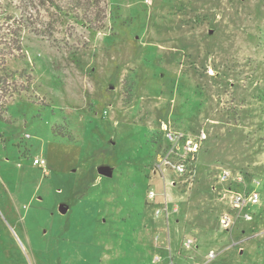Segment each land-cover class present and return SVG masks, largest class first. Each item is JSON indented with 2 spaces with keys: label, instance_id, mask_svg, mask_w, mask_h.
I'll list each match as a JSON object with an SVG mask.
<instances>
[{
  "label": "rangeland",
  "instance_id": "1",
  "mask_svg": "<svg viewBox=\"0 0 264 264\" xmlns=\"http://www.w3.org/2000/svg\"><path fill=\"white\" fill-rule=\"evenodd\" d=\"M79 3L0 0V264H264V0ZM163 123L205 135L182 176Z\"/></svg>",
  "mask_w": 264,
  "mask_h": 264
},
{
  "label": "built area",
  "instance_id": "2",
  "mask_svg": "<svg viewBox=\"0 0 264 264\" xmlns=\"http://www.w3.org/2000/svg\"><path fill=\"white\" fill-rule=\"evenodd\" d=\"M162 130L164 132V137L168 141V145H166L165 147L161 164L163 166H168L169 169L173 170L177 175L182 176L188 171L184 163V160L188 156L185 155L189 154L190 152H196L198 149V145L203 141L205 135H199L198 138L195 139L190 136H186L179 131L172 130L165 123H163L162 125ZM33 164L46 171V160L44 158L36 157L33 160ZM228 176L229 172L223 170L220 173L219 180L221 182H227ZM234 179L240 181L241 177L237 176ZM154 196V192L150 191L149 197L153 198ZM220 199H227L230 205V210L223 212L219 216V223L225 229H231L241 218L244 220H251L252 215L247 210H245V208L258 205L260 202L259 193L254 189L241 191L234 187H231L230 185H225V188L221 192ZM156 213H159V210H157ZM190 244V240H187L185 242L186 247H189ZM214 257L215 252L213 250H210L207 254L206 263L212 261Z\"/></svg>",
  "mask_w": 264,
  "mask_h": 264
},
{
  "label": "trees",
  "instance_id": "3",
  "mask_svg": "<svg viewBox=\"0 0 264 264\" xmlns=\"http://www.w3.org/2000/svg\"><path fill=\"white\" fill-rule=\"evenodd\" d=\"M43 2L49 3L54 9L59 13L63 14L65 16L69 15H76L78 12V9L80 8V0H42ZM61 14V15H62ZM76 18H79L77 20H80V22H83L82 19L78 16H75ZM10 49L12 50H20V42L19 40H15L14 38L10 39Z\"/></svg>",
  "mask_w": 264,
  "mask_h": 264
},
{
  "label": "crops",
  "instance_id": "4",
  "mask_svg": "<svg viewBox=\"0 0 264 264\" xmlns=\"http://www.w3.org/2000/svg\"><path fill=\"white\" fill-rule=\"evenodd\" d=\"M46 167H47V162H46ZM217 183L218 184H220L221 186H222V188L224 189L225 188V184L223 183V182H221L219 179H218V181H217ZM213 190L214 191H218L217 190V188L215 187V186H213ZM222 190V189H221ZM218 194H220V192H217ZM219 199H220V197H219ZM222 200V199H221ZM165 208L167 209V207H166V199H165ZM158 210V209H157ZM156 210V211H157ZM155 214L156 215H159L160 214V210H159V213H156L155 212ZM166 216H167V212H166ZM207 216V215H206ZM179 220V219H178ZM212 230V228L209 226L208 228H206V230H205V234H204V237H206L205 238V240H204V242H208V240L209 241H212L213 240V237H211L212 235H210V233L212 232L211 231ZM226 230H228V229H226ZM211 231V232H210ZM243 231V230H242ZM194 234H195V232H194ZM210 236H209V235ZM186 236H187V239H184V241L182 242V244H184V246H185V242L187 241V240H190L191 241V244H194V246L196 247V248H198L199 247V243L201 244V242H203L202 241V238L200 237H194L193 239L190 237V235H188L187 233H186ZM197 236V235H196ZM159 238V235L158 234H156L155 235V239L157 240ZM168 240H170L169 238H168ZM168 244H170L169 243V241H168ZM191 244H190V246H191ZM189 246V247H190ZM186 247V246H185ZM188 247V248H189ZM168 249H169V253H171V249H170V245H168ZM160 259V256L159 257H156V260H159Z\"/></svg>",
  "mask_w": 264,
  "mask_h": 264
},
{
  "label": "water",
  "instance_id": "5",
  "mask_svg": "<svg viewBox=\"0 0 264 264\" xmlns=\"http://www.w3.org/2000/svg\"><path fill=\"white\" fill-rule=\"evenodd\" d=\"M98 173L100 175L109 176L111 174V171L109 167L103 166L98 168Z\"/></svg>",
  "mask_w": 264,
  "mask_h": 264
}]
</instances>
